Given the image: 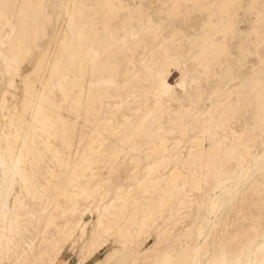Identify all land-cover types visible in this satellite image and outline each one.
<instances>
[{
  "label": "rangeland",
  "instance_id": "1",
  "mask_svg": "<svg viewBox=\"0 0 264 264\" xmlns=\"http://www.w3.org/2000/svg\"><path fill=\"white\" fill-rule=\"evenodd\" d=\"M0 162V264H264V0H0Z\"/></svg>",
  "mask_w": 264,
  "mask_h": 264
},
{
  "label": "bare ground",
  "instance_id": "2",
  "mask_svg": "<svg viewBox=\"0 0 264 264\" xmlns=\"http://www.w3.org/2000/svg\"><path fill=\"white\" fill-rule=\"evenodd\" d=\"M163 82H164V81H163ZM161 84H162V83H161ZM162 86H163V84H162ZM167 87H168V86H167ZM163 88H164V87H163ZM161 89H162V88H161ZM166 89H167V88H166ZM166 89L164 88L163 91H164V90L166 91ZM165 91H164V92H165ZM164 92H163V93H164ZM166 92H167V91H166ZM160 93H161V91H160ZM15 160H16V159H15ZM15 160H14V161H15ZM2 161H3V160H2ZM0 165H2V162H0ZM11 169H12V168H11ZM17 170H18V169H17ZM2 194H4V193H2ZM1 197H2V195H1ZM261 248H262V246H261ZM261 260H262V259H261ZM263 263H264V262H263Z\"/></svg>",
  "mask_w": 264,
  "mask_h": 264
}]
</instances>
